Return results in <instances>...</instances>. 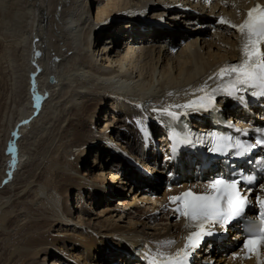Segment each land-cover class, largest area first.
Here are the masks:
<instances>
[{"label": "bare ground", "instance_id": "6f19581e", "mask_svg": "<svg viewBox=\"0 0 264 264\" xmlns=\"http://www.w3.org/2000/svg\"><path fill=\"white\" fill-rule=\"evenodd\" d=\"M167 1L191 6L186 0ZM133 6L154 23L156 38L175 44L185 38V44L172 53L159 39L129 65L121 53L124 26L102 21L116 13L124 17ZM248 7V0H222L211 13L238 25ZM209 17L205 13L203 19ZM157 19H167L169 26L159 28ZM194 19H177L163 9V0H0V258L7 255L1 264L29 259L42 264L37 257L54 254L52 264L61 263L67 254L62 241L73 244V254L79 251L76 264H103L106 248L113 251L112 242L125 245V238L138 244L142 237L149 249L163 250L182 242L185 223L169 220L168 214L160 218L168 211L165 196L152 200L140 185L123 193L132 178L143 180L138 169L127 164L125 176L110 171L104 177L105 151L115 133L133 131L136 119L148 121L162 103L183 109L177 102L195 86L218 83L219 70L239 62L237 29L199 34L190 24ZM56 136L63 150L48 155L44 143ZM129 142L136 150L135 139ZM95 168L99 174L93 176ZM75 192L83 204L69 209L66 202ZM113 194L122 206L112 204ZM79 208L88 221L81 212L74 217ZM123 219L127 225L118 223Z\"/></svg>", "mask_w": 264, "mask_h": 264}, {"label": "snow or ice", "instance_id": "6c2138e0", "mask_svg": "<svg viewBox=\"0 0 264 264\" xmlns=\"http://www.w3.org/2000/svg\"><path fill=\"white\" fill-rule=\"evenodd\" d=\"M220 22L226 23L223 19ZM230 26L237 29L241 34L243 58L240 63L227 65L219 70L216 78L222 79L227 76L229 78L228 86H218L212 90V94L223 91L229 96L243 100L242 96L237 95L238 93L242 90L247 91L250 88L258 87L260 91L252 94L264 96V51L258 48L259 44L264 43V6L257 4L248 11L247 18L243 23ZM205 87L206 85L198 91L204 92ZM212 94L205 93L197 100L177 107L188 108L195 113L210 111L212 110ZM187 114L185 113V115ZM167 115L173 119H179L175 112H167ZM220 139H223L224 142L221 143L215 135L212 136L213 146L209 149L210 151L225 153L226 149H236L232 154L239 157L244 156L252 147H264V136L250 146L243 145L239 140L232 143L230 137ZM179 143L191 144L192 141L185 138ZM175 150L174 145L173 151ZM245 183H255V177L252 174L240 175L239 177L231 175L230 178L220 176L210 183L208 186L210 191L206 194L195 195L188 191L181 194L180 197H171L172 201H183V207H178L176 211L188 219L190 227H195L198 230L189 233L185 238L184 247L179 249L174 256L167 257L164 261L153 259L152 264H190L191 257L200 247L203 238L213 235V232L205 230V225L226 226L234 220L246 218V210L249 208H256L258 223L257 220L248 221L244 248L249 253H255L258 256L260 247H264V199H258L253 203L248 200L247 196L241 195L238 185ZM260 188L264 190V185H261Z\"/></svg>", "mask_w": 264, "mask_h": 264}, {"label": "rangeland", "instance_id": "374dc122", "mask_svg": "<svg viewBox=\"0 0 264 264\" xmlns=\"http://www.w3.org/2000/svg\"><path fill=\"white\" fill-rule=\"evenodd\" d=\"M97 5V4H96ZM0 103H2V101L0 102ZM2 113V112H1ZM0 113V121H1V119H2V114ZM97 116V115H96ZM56 135V134H55ZM60 137L58 136V138H57V136H56V138H54V139H50V140H48L47 139V141L44 143V148H45V146H46V149H45V151L46 150H48L49 148H50V150L49 151H47L48 153V155H51L52 153H55V151H57V153H55L54 155H57V154H61V150H63V146L61 147L60 145H61V138L59 139ZM57 139H58V141H57ZM49 141V142H48ZM54 143V144H53ZM58 143H60V144H58ZM51 145V147H54V148H51L50 147V145ZM49 145V147H47ZM55 145V146H54ZM59 146V147H58ZM57 147V148H56ZM48 148V149H47ZM56 148V149H55ZM52 149V150H51ZM53 151V152H52ZM50 152V153H49ZM53 155V154H52ZM90 156H92V155H90ZM93 157H94V155L92 156V158L91 159H93ZM88 160H89V153H88ZM87 159H86V161H88ZM108 168V167H107ZM105 169V171H106V173L108 174V176H104V177H109L110 176V169H109V171H108V169ZM96 170H98V168H95V170L93 171V176H95L96 174H99V172H97ZM124 178V177H123ZM121 179H122V177H121ZM125 180V179H124ZM120 182H123V180H121ZM130 188L129 187H127L126 186V189L125 190H127L128 192L130 191L129 190ZM73 193V192H72ZM123 193H125V192H123ZM77 193L75 192L73 195H72V197H70V200H67V202H66V204L68 205V207H69V209H71L72 208V204L74 203V204H76V205H79V207H81V205L83 204V201L81 200H79V199H77V195H76ZM142 194H144V193H142ZM114 195V197L112 198V204H114V205H119V206H122L120 203L122 202V198L118 195V194H113ZM116 195V196H115ZM147 195V194H146ZM148 196V195H147ZM118 197V198H117ZM150 197V196H149ZM73 198H74V201L75 202H73ZM79 200V201H78ZM143 204V203H142ZM151 204V203H150ZM148 206H150L149 204H148ZM83 211V210H82ZM93 211H94V214H92V216H91V218H94V220H93V222H94V226L93 227H97L98 225V223H97V220L95 219V218H97V216L99 215L98 213H99V211H98V209H93ZM78 212V213H77ZM77 212H75L74 213V217H77L78 216V214L81 212V209L79 208V210L77 211ZM80 215L82 216V218L81 219H83L82 221H88V220H86L87 218H88V216H84L85 215V213L84 212H81L80 213ZM87 215V214H86ZM163 217V215H160V218H162ZM78 218V217H77ZM98 220H101V217H100V219H98ZM127 221H128V219H123L122 220V222H118V223H121L122 225H127ZM160 221H156L155 222V224H157V223H159ZM134 225H136L137 226V224H135L134 223ZM140 225V224H139ZM153 224H151L150 226H152ZM154 226V225H153ZM142 228V227H141ZM81 229V228H80ZM150 232H153V230H151ZM57 242H59V241H57ZM64 241H62V242H60V244H59V246H61L62 248H65L63 251L64 252H66L67 254H66V256H64L65 258H66V260H68V262H71L72 264H76L75 263V260L77 259V257L75 256V254H77V252H79V251H76L75 252V254H73V244H71V242H66V243H63ZM0 255H1V252H0ZM44 255H42V257H37L36 258V262H40V263H42V264H52V261H50V260H52L53 258H54V256H55V254H54V256L52 255V256H49L47 259H45L44 257H43ZM0 257H2V255L0 256ZM6 257H7V255L4 257L5 259H6ZM3 258V259H4ZM65 258H61V256H60V262L61 263H59L58 262V264H70V263H68L67 261H65ZM2 258H0V264L2 263V260H3ZM34 259V258H33ZM34 261V262H35ZM50 261V262H49ZM30 262H32V260L31 259H29L25 264H29ZM49 262V263H48ZM10 264H14L13 262H11ZM16 264V263H15ZM17 264H20V263H17ZM22 264H24V262L22 263Z\"/></svg>", "mask_w": 264, "mask_h": 264}]
</instances>
